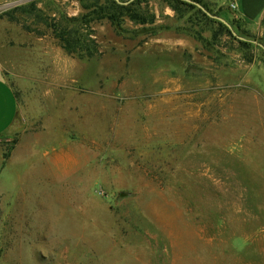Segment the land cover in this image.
<instances>
[{
	"label": "rangeland",
	"instance_id": "obj_1",
	"mask_svg": "<svg viewBox=\"0 0 264 264\" xmlns=\"http://www.w3.org/2000/svg\"><path fill=\"white\" fill-rule=\"evenodd\" d=\"M85 1L0 0L18 102L0 134V264H264V21L198 0L241 44L142 0L153 24L89 17L99 55L82 59L54 31L94 13Z\"/></svg>",
	"mask_w": 264,
	"mask_h": 264
},
{
	"label": "trees",
	"instance_id": "obj_2",
	"mask_svg": "<svg viewBox=\"0 0 264 264\" xmlns=\"http://www.w3.org/2000/svg\"><path fill=\"white\" fill-rule=\"evenodd\" d=\"M82 3H84V9L85 10H92L91 6L85 1L81 0ZM99 1L97 0L95 2V6H93V9L95 12L86 13L78 18H64L61 22L62 25L55 27V36L56 39L60 42L62 45V48L66 50L69 53H78V56L80 58H87L91 59L99 55L98 50V44L96 40L90 38V35L92 34V28L90 26L91 21H89V17L94 16L97 14V16H100L102 18L108 19L112 24L117 25L119 29L122 28V24L124 20H121L122 18L126 19L128 18L136 25H147V24H153L154 18L150 17L147 18L146 14H149L147 10H145V18L144 15L141 13V7L140 4L142 0H121L123 3L130 2L127 5H120L115 0H103L104 5L99 6ZM193 3H189L187 1L183 0H170V4H173V7L176 9H182L185 7H190L192 9L197 10V12L207 18L209 17L205 12H203L198 6L195 5V3L200 4L202 7H204L207 11L208 9L201 4L198 0H190ZM147 2V1H145ZM209 12V11H208ZM93 13V14H92ZM220 17V16H219ZM210 18V17H209ZM223 19L222 17H220ZM224 20V19H223ZM67 22L66 25H63V22ZM218 22V24L222 27L225 26L224 23L215 20ZM226 21V20H225ZM72 26L70 28L69 26ZM225 29L228 31L229 34L233 35L232 30H230L228 27ZM85 31L81 36H79L80 31ZM234 36V35H233ZM236 38V36H235ZM241 44H244V41L240 40ZM246 44V42H245ZM248 44V43H247ZM85 51V52H83Z\"/></svg>",
	"mask_w": 264,
	"mask_h": 264
},
{
	"label": "crops",
	"instance_id": "obj_3",
	"mask_svg": "<svg viewBox=\"0 0 264 264\" xmlns=\"http://www.w3.org/2000/svg\"><path fill=\"white\" fill-rule=\"evenodd\" d=\"M239 16L253 32L264 21V0H236ZM18 102L12 87L0 77V134L9 132L17 118Z\"/></svg>",
	"mask_w": 264,
	"mask_h": 264
},
{
	"label": "water",
	"instance_id": "obj_4",
	"mask_svg": "<svg viewBox=\"0 0 264 264\" xmlns=\"http://www.w3.org/2000/svg\"><path fill=\"white\" fill-rule=\"evenodd\" d=\"M118 4H120V5H127V4H129L131 1H133V0H131L130 2H127V3H123L121 0H115ZM183 1H187V2H189V3H193L192 1H190V0H183ZM195 5L196 6H198L203 12H205L209 17H211V18H214V19H216V20H218V21H220V22H222V23H224L230 30H232V27L230 26V24L229 23H227L225 20H223V19H221L220 17H217V16H214V15H212L211 13H209L204 7H202L200 4H197V3H195ZM233 32V31H232ZM233 35L234 36H237V34L235 33V32H233ZM238 37V36H237ZM240 40H245L244 38H241V37H238Z\"/></svg>",
	"mask_w": 264,
	"mask_h": 264
},
{
	"label": "built area",
	"instance_id": "obj_5",
	"mask_svg": "<svg viewBox=\"0 0 264 264\" xmlns=\"http://www.w3.org/2000/svg\"><path fill=\"white\" fill-rule=\"evenodd\" d=\"M233 8H234V9H237V8H238V7H237V4H234V5H233Z\"/></svg>",
	"mask_w": 264,
	"mask_h": 264
}]
</instances>
